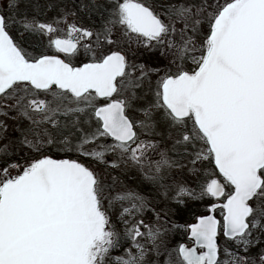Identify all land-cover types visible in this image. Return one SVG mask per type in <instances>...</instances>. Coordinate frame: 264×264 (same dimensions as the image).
Segmentation results:
<instances>
[{
  "label": "snow or ice",
  "instance_id": "obj_1",
  "mask_svg": "<svg viewBox=\"0 0 264 264\" xmlns=\"http://www.w3.org/2000/svg\"><path fill=\"white\" fill-rule=\"evenodd\" d=\"M22 2L0 11V115L28 121L0 147V264H148L150 253L154 264L162 255L163 264H264V0H81L74 9L46 0L31 16ZM79 12L99 22L84 25ZM133 45L172 56L165 69L137 65ZM81 47L79 66L61 58ZM161 71L149 102L137 90ZM158 124L175 131L173 151L194 149L191 171L211 168L198 191L181 185L173 197L220 210L222 219L201 214L188 226L192 247L169 248L168 212L96 167L135 168L153 189L170 187L165 172L178 163L150 138ZM221 232L234 242L230 260L220 259Z\"/></svg>",
  "mask_w": 264,
  "mask_h": 264
},
{
  "label": "rangeland",
  "instance_id": "obj_2",
  "mask_svg": "<svg viewBox=\"0 0 264 264\" xmlns=\"http://www.w3.org/2000/svg\"><path fill=\"white\" fill-rule=\"evenodd\" d=\"M33 1H37V0H23V2L20 5L21 8H24L27 6L29 15L34 13L32 11ZM39 1H43V0H39ZM83 2L87 4L88 0H83ZM220 2L222 3L223 0H220ZM7 3H8V0H0V11L7 10ZM60 4L64 5L63 0H60L59 5ZM80 4H81V0H67L66 7L74 9V8H77ZM61 9H63V7H61ZM78 16H82L83 20H86V23H85L86 25L90 24L92 16L89 17L83 12H79ZM82 52H83V49H80L79 54H82ZM5 123L7 125V131L3 133L2 137H0V147H2L5 143H7L8 139L16 140L14 134L15 133L17 134V132H16L14 124H12V122L11 123L5 122ZM86 147H94V145H89ZM204 147L206 146L203 145L202 143L197 144V149L204 148ZM67 156L71 158H79L85 163L92 164V161L90 160L91 158L81 157L76 152H68ZM192 159H193V156H190L189 158L185 159V162H182L177 167L175 166L170 169L169 172L173 174V178H171L172 187L167 188V189L163 188L160 190L162 197H163L161 198L162 200L158 199V197H155L153 195L143 194L153 201V204L155 208L157 209V211H159L160 209H164L165 211L168 212V215L167 217H165V219L167 220V227L169 228V232L166 237L167 246L169 248H176L178 244H181L182 242L187 241L186 234H187V230L189 231V229H187V224L191 222L193 219H195L198 215L206 213L207 212L206 206L210 202L209 198H205L204 201H198V200H193L188 197H184L183 198L184 203L178 205L173 200V197L176 195V192L179 186L183 185L187 188L196 189L198 191L199 183L203 182L205 179L208 178L207 172L211 171V168L207 167V162H203V163L198 162L196 165L198 171L193 172L190 170L192 168V164H191ZM100 166H101V169L104 168L105 174H107L106 171L108 170V168L106 169L103 165H100ZM176 173L179 176L176 177L177 175ZM166 190L168 193L167 197L163 195V193ZM228 190L229 189L226 188V192ZM119 213H120V206L117 205L112 213V218L116 224L117 229L122 230L123 224H121L119 220L117 219L119 216ZM217 214L219 217H221L220 212H218ZM144 219L146 221H153L155 220V216L151 211H147L144 214ZM177 221H179V224H177ZM220 237L222 238L221 244H220V259L222 261L225 259L230 260V257L227 256L224 249L227 247L229 251H235L236 249L234 246V242H227V240L224 239L222 232L220 233ZM127 246L128 245L125 244V247ZM259 251H260V246L253 247L249 250L252 256H256ZM165 259H167L166 255L160 256L159 264H163ZM156 260H157V257L153 253H150L147 257L148 264H154Z\"/></svg>",
  "mask_w": 264,
  "mask_h": 264
},
{
  "label": "flooded vegetation",
  "instance_id": "obj_3",
  "mask_svg": "<svg viewBox=\"0 0 264 264\" xmlns=\"http://www.w3.org/2000/svg\"><path fill=\"white\" fill-rule=\"evenodd\" d=\"M38 1L39 0L33 1V5L42 6L46 3V0L39 1V2ZM63 2H64V5H62V4L59 5L60 9H61V7H63V9L66 7L67 0H65V1L63 0ZM32 11L34 13L31 15H39V12L41 11V9L32 6ZM47 13H48L47 15L40 16L39 18L43 19V20H48L54 14L51 11H49ZM79 18H80L81 22L84 25H86L85 24L86 20H83L82 16H79ZM92 22L98 23L99 22L98 17L93 15L90 23H92ZM26 35H28V34H26ZM36 39L37 38L35 36L31 37V40L33 43L36 41ZM43 39H44V42L46 43L47 37H44ZM132 48H133V51L128 53L130 62L135 63L137 65L143 64L148 68L165 69L168 65L169 60L171 59V56H172L171 52L165 54L164 50L160 49V48L147 49V48H144L143 46L137 47L136 45H133ZM81 49H83V48L81 47ZM61 58L70 59L73 64H75L76 66H79V61L83 60L85 58V54H84V52H82V54H79L78 56H74V57H65L63 54H61ZM163 74H164L163 71H161L159 74L152 73L150 75V78H148L145 81L143 88L137 90L138 95L143 97L145 100L152 102L154 100V91H155V87H156V81ZM40 98L43 99L45 97H44V95H41ZM143 102H144V100L140 101V103H143ZM135 115L137 117H139V119H144V115L142 112H136ZM13 116H16V113L15 112H9L8 116L0 115V120H3L4 122H10V123L12 122V124H14L16 132H17V134L16 133L14 134L15 139L19 140L20 139V133L17 131V128L18 127H26L28 124V121L21 118V117H17L16 119H12L11 117H13ZM158 116H159V113L156 114L155 118L158 119ZM60 119L63 120L64 118L60 117ZM190 124H191V122H189V125ZM156 133H159V134L158 135L157 134H151L150 138L160 142L159 148L161 150L169 149V156L174 161H176L178 163V165L182 162H185V159L192 156V155H190V153L194 152V149L191 147L185 148V146L183 144L176 145L175 150L174 151L172 150L173 145L175 143V139L177 138L175 131H173L172 137L170 138L166 126L163 124H158V126L156 128ZM142 135H144V133H142ZM106 142L110 143L111 140L108 139L106 141L105 139L102 138L97 143L103 144ZM196 148H197V145H196ZM21 154H23V153H21ZM51 154H53L54 157H57V158H71V157L67 156V153H61L59 151H56L55 149L52 150ZM152 157H153V159H158L159 158L158 153H152ZM106 158L111 159V155H109ZM90 160L92 161L93 165H96V162L94 160H92V159H90ZM99 166L96 165L97 170L103 174L104 179L107 183H112V178L118 177V182L116 184L117 189H120V188H123L124 186H127L129 188H133V189L137 190L142 195L148 194V195H153L155 197H158V199L163 198L162 194L160 192V190L163 188L157 187V188L153 189L147 182L143 181V179H142V177H141V175L137 169L130 168L125 173V172H122L121 169L108 168V170L106 171L107 174H105L104 168L101 169V166L100 167ZM169 171H170V169L165 172V183L167 185H169L170 187H172L171 186V178H173V174H171V172H169ZM177 176H179V175L177 174L176 177ZM170 187H168V188H170ZM218 212H220V210H218L217 213ZM217 216H218V214H217ZM218 219H222V217L218 216ZM193 220H195V219H193ZM192 221L187 224V229H189L188 226L192 223ZM177 224H179V221H177ZM188 233H189V231L187 230V234H186L187 241H184L182 243H187V245H190L192 242L188 238ZM224 239L227 240V238H224Z\"/></svg>",
  "mask_w": 264,
  "mask_h": 264
},
{
  "label": "water",
  "instance_id": "obj_4",
  "mask_svg": "<svg viewBox=\"0 0 264 264\" xmlns=\"http://www.w3.org/2000/svg\"><path fill=\"white\" fill-rule=\"evenodd\" d=\"M206 214H214L215 215V213H206ZM216 216V215H215ZM216 218H217V216H216ZM218 219V218H217ZM196 222V220L193 222V223H195ZM192 224V223H191ZM190 224V225H191ZM190 229V228H189ZM188 237L191 239V232L189 231V235H188ZM218 244H220V238H219V236H218ZM187 245V244H186ZM188 246H190V247H192V246H195V244H194V242L191 244V245H188ZM198 251H199V249H198Z\"/></svg>",
  "mask_w": 264,
  "mask_h": 264
}]
</instances>
